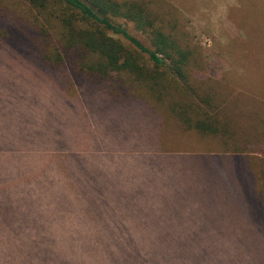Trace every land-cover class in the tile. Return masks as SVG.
<instances>
[{
  "label": "rangeland",
  "instance_id": "obj_1",
  "mask_svg": "<svg viewBox=\"0 0 264 264\" xmlns=\"http://www.w3.org/2000/svg\"><path fill=\"white\" fill-rule=\"evenodd\" d=\"M137 1L193 52L247 152L0 46V264H264L248 195L264 160V0Z\"/></svg>",
  "mask_w": 264,
  "mask_h": 264
},
{
  "label": "trees",
  "instance_id": "obj_2",
  "mask_svg": "<svg viewBox=\"0 0 264 264\" xmlns=\"http://www.w3.org/2000/svg\"><path fill=\"white\" fill-rule=\"evenodd\" d=\"M122 20L146 34L150 45ZM162 21L137 0H0V46L25 51L52 69L65 65L80 85H106L115 101H142L163 110L183 131L212 138L226 152L246 153V136L221 92L195 69L193 52ZM256 173L248 195L257 213H264V160Z\"/></svg>",
  "mask_w": 264,
  "mask_h": 264
}]
</instances>
